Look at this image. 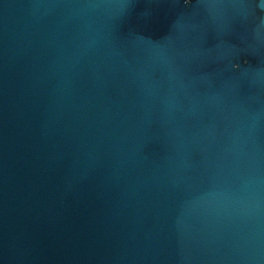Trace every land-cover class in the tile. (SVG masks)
Here are the masks:
<instances>
[{
    "label": "water",
    "instance_id": "1",
    "mask_svg": "<svg viewBox=\"0 0 264 264\" xmlns=\"http://www.w3.org/2000/svg\"><path fill=\"white\" fill-rule=\"evenodd\" d=\"M0 264H264V0H0Z\"/></svg>",
    "mask_w": 264,
    "mask_h": 264
}]
</instances>
